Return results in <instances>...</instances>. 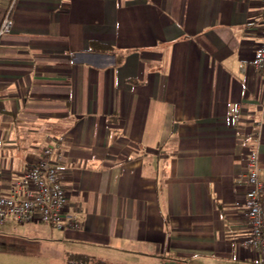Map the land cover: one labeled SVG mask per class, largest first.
Returning a JSON list of instances; mask_svg holds the SVG:
<instances>
[{
	"label": "crops",
	"instance_id": "crops-1",
	"mask_svg": "<svg viewBox=\"0 0 264 264\" xmlns=\"http://www.w3.org/2000/svg\"><path fill=\"white\" fill-rule=\"evenodd\" d=\"M263 4L0 0L12 23L0 38V191L63 136L52 159L79 223L65 234L7 219L27 240L3 250L264 264L244 245L251 151L264 185V73L252 66Z\"/></svg>",
	"mask_w": 264,
	"mask_h": 264
},
{
	"label": "built area",
	"instance_id": "built-area-1",
	"mask_svg": "<svg viewBox=\"0 0 264 264\" xmlns=\"http://www.w3.org/2000/svg\"><path fill=\"white\" fill-rule=\"evenodd\" d=\"M9 11L1 19L0 38L11 30ZM261 13L264 16V4ZM252 66L255 71L264 73V42ZM47 141L38 160L14 178L6 192L0 191V224L7 219L25 223L38 221L62 233L71 234L78 229L79 223L74 215L65 211V193L58 168L52 159L57 152V145L65 142V138L49 135ZM258 161L255 151L249 152L244 161V205L250 226V234L244 245L257 248L264 254V185L257 175Z\"/></svg>",
	"mask_w": 264,
	"mask_h": 264
},
{
	"label": "rangeland",
	"instance_id": "rangeland-1",
	"mask_svg": "<svg viewBox=\"0 0 264 264\" xmlns=\"http://www.w3.org/2000/svg\"><path fill=\"white\" fill-rule=\"evenodd\" d=\"M9 222V221H7ZM0 224V264H62V259L56 255L51 258H20L21 256H12L11 252L3 250L5 247H10L13 244H21L22 241L27 240L23 236H20L22 227L15 225L11 227L9 224ZM9 225V226H7ZM146 264V261H142ZM141 262H139L140 264ZM148 263V262H147Z\"/></svg>",
	"mask_w": 264,
	"mask_h": 264
},
{
	"label": "trees",
	"instance_id": "trees-1",
	"mask_svg": "<svg viewBox=\"0 0 264 264\" xmlns=\"http://www.w3.org/2000/svg\"><path fill=\"white\" fill-rule=\"evenodd\" d=\"M63 258H64L63 264H123V263L108 261L85 253L66 252ZM171 261L174 262V260L159 259L158 262L155 264H173Z\"/></svg>",
	"mask_w": 264,
	"mask_h": 264
}]
</instances>
